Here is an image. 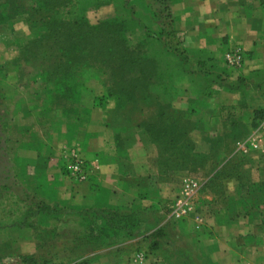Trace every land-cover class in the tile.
<instances>
[{
    "label": "crops",
    "instance_id": "1",
    "mask_svg": "<svg viewBox=\"0 0 264 264\" xmlns=\"http://www.w3.org/2000/svg\"><path fill=\"white\" fill-rule=\"evenodd\" d=\"M166 3L181 47L194 54L199 73L215 80L202 87L179 83L182 90L173 108L192 115L186 120L190 124L184 125L189 128L180 131L182 139L194 142L197 152L207 153L211 148L206 136L220 138L221 151L214 158L220 165L216 170L162 171L156 138L148 131L150 124L110 120L119 106L115 100L97 105L105 94L101 84L92 85L90 93L80 99L82 115L73 123L62 107L45 110L43 101L50 91L35 83V76L28 78L34 89H27L26 75L21 73L23 65H15L20 50L1 42L0 70L4 74L0 76V124H16L20 136L31 138L24 142L33 140L37 145L36 154L19 158L39 174L40 190L64 198L75 210L100 212L122 205L147 209L146 223L153 225L150 239L165 219L162 206H172L182 196L183 181L197 178L200 189L189 199L193 204L190 215L175 226L178 237L193 236L203 258L211 264H264V244L249 241L253 234L250 219L238 217L230 209L239 191L240 173L264 182V137L259 134L261 120L254 117L255 110H264V0ZM97 12L101 21L127 17L116 5L101 7ZM164 21L161 18L149 30L151 34L160 32ZM149 31L142 25L130 31L131 45L146 40ZM232 52L242 53L241 64L233 66L226 60V54ZM11 91L18 92L13 101L18 104L16 108L11 105ZM71 150L88 162L92 172L88 181L79 183L67 173L65 162ZM233 160L241 163L227 170ZM224 168L222 177L217 178ZM219 194L225 197L222 205L218 204ZM133 236L123 237L130 238L128 247L138 240ZM162 251L160 247L149 253L151 264L158 262Z\"/></svg>",
    "mask_w": 264,
    "mask_h": 264
},
{
    "label": "trees",
    "instance_id": "2",
    "mask_svg": "<svg viewBox=\"0 0 264 264\" xmlns=\"http://www.w3.org/2000/svg\"><path fill=\"white\" fill-rule=\"evenodd\" d=\"M32 1L34 6L28 13H23L27 15L25 24L29 28L30 37L20 50L18 60L26 65L39 67V73L34 81L38 84L40 82L41 86H46L45 90L50 91L43 101L45 110L62 107L67 116L74 111L79 112L81 108L79 99L86 95L91 83L101 84L105 94L99 99L97 103L99 106L104 105L108 100H115L118 106L138 102L146 104V107L155 108V112L158 113L156 121L146 124H150L148 131L156 138L160 152L158 165L162 171L198 168L202 170L209 168L214 171L220 166L214 160L215 154L221 151L220 138L212 139L206 136L211 148L207 153L197 152L194 142L190 139H182L184 134L180 131L182 128H189L184 125L190 124L187 121L192 115L174 110L180 118L178 123L168 111L174 109L170 102L175 101L171 95L174 80L171 71L173 61H178L189 52L181 47L177 33L172 29L166 3L171 0H166V4L162 2L163 10H157L146 0ZM122 1H139L136 5L138 10H123L127 15L126 18L107 19L96 24L89 21L88 10L91 7L98 9L110 5L122 7L119 5ZM126 4L128 8L134 6V4L131 6ZM157 4L159 6V3ZM161 18L165 20L163 28L160 32L151 34L149 30ZM139 25L144 26L150 35L134 46L131 45L128 34ZM207 75L203 76L208 80V83H204L206 85L215 81ZM157 88L168 98L167 104L157 100L155 95ZM168 91L170 94L166 95ZM254 117L262 120L264 110H255ZM223 171L225 168L222 169V173H218L217 178L222 177ZM238 179L240 182L238 193L241 195L238 203L249 213L253 209L258 210L259 207L256 205L248 207L242 199V194L247 189L246 182L252 184L250 192L252 189L256 191L264 187V184H256L241 173ZM253 200H256V196ZM58 204L39 203L34 215L41 219L36 222H24L26 227L35 232L38 249H42L45 242H51L55 238L50 228L45 225L47 224L45 220L51 219L52 215L62 213ZM233 205L234 210L231 213L235 214L238 208L234 203ZM68 211L77 215L78 230L76 231L79 232H76L74 242L88 245L94 251L113 246L118 237H132L149 213L147 209L138 210L132 205L100 211L99 214L74 208ZM250 216L253 217L251 214L246 217L251 219ZM262 224L264 225V217ZM167 234L165 228H158L151 234L152 252L160 249L162 240L167 239ZM165 246L167 250L162 260L164 264H192L194 261L191 256L192 247L189 244L181 246L166 241ZM15 247V240L0 243V263L16 257ZM196 249L199 251L197 259L201 264H211L203 258L201 250ZM19 258L21 264H64L51 263L35 255L22 254ZM73 264H92V262L90 259H84Z\"/></svg>",
    "mask_w": 264,
    "mask_h": 264
},
{
    "label": "rangeland",
    "instance_id": "3",
    "mask_svg": "<svg viewBox=\"0 0 264 264\" xmlns=\"http://www.w3.org/2000/svg\"><path fill=\"white\" fill-rule=\"evenodd\" d=\"M149 5L154 6L157 10H163L162 2L165 3L166 0H146ZM134 6L128 8L127 4ZM159 3V6L158 4ZM139 1H129L121 2L123 10H138L137 6ZM161 4V6H160ZM34 6V1L32 0H0V42L1 44H11L12 46L17 47L21 50L25 45L26 41L30 37V32L28 26L25 24L27 15L23 13H28L29 9ZM100 9V8H99ZM98 8L91 7L88 10V19L92 24L101 22V17L98 15ZM158 47V45H154ZM153 46V47H154ZM196 56V54H195ZM198 56V55H197ZM194 54L191 52L185 53L178 61H173L172 70L174 80L172 83V98L174 97L177 100L180 97V91L182 90L179 87V83H195L198 86L202 87L204 83H208V80L203 77L201 73L198 72L197 68L193 63ZM23 65L21 73L26 75L24 80L25 86L28 89H34L29 77L35 76L39 73V67L34 65H26L23 61L15 60V65ZM25 65V66H24ZM4 74L3 70H0V76ZM35 80V79H32ZM40 84V82H39ZM91 83L86 94L90 93L92 89ZM45 90L46 86H41ZM36 89V87H35ZM42 90V89H41ZM40 90V91H41ZM170 90V89H168ZM30 93V91H28ZM39 93H36L37 99ZM170 94L169 91L166 92V95ZM11 95V105L14 104V100L18 96V92H10ZM155 95L157 100H160V103L167 104L168 98L164 95L163 91L160 89L155 90ZM178 95V96H177ZM81 99V98H80ZM79 99V100H80ZM151 102V101H150ZM109 102H107L108 104ZM173 106V102H170ZM18 106L17 103L14 104ZM80 105V102H79ZM119 109L116 112H113L110 120L121 121L122 124H146L147 122L156 121L158 115L151 106L146 107V104L143 103H132L127 105L119 104ZM176 109L168 110L171 114V117L174 118L178 123L180 118L177 113L174 112ZM9 113V111H8ZM82 115V108L78 111H74L69 114L71 122L73 123L78 116ZM74 120V121H73ZM25 139H31L29 136H20L16 124H0V243L9 240L16 241V257L12 259H6L0 264H21L19 256L24 255H35L37 257H42L46 260H49L51 263H64V264H73L80 260L90 259L92 264H151L149 253L150 245L153 242V239H150V231L153 229V225L146 223L145 219L142 221V225L139 227L138 232L135 233L133 237H136V240L133 244H130L128 247V239H117V242L108 248L100 249L94 251L90 246L81 244L80 242H74L76 237V231L78 230L76 224V216L68 211L71 207L69 202L64 198L57 196L51 192H45L40 190L37 183L39 180V174L34 171L29 165L22 164L20 162V155L36 154L38 152L37 145L33 140L25 143ZM26 144V145H25ZM25 145V146H23ZM23 146V147H22ZM159 151V150H158ZM241 162L239 160H233L227 165V170L234 169ZM184 181L182 182V184ZM256 184H264L261 182H256ZM246 190L243 192L242 199L246 202L248 207L256 205L259 207L258 210L253 209L250 213L245 211L242 206L235 210V214L238 217L250 216V223L253 227V234L250 236V242L259 245L264 244V225L262 224V217L260 214L264 215V187L252 189L250 192L251 185L248 182L245 183ZM240 194L237 193L234 196V201L232 200L230 204V209H233V203L238 206V200L240 199ZM256 196V200L253 199ZM253 198V199H252ZM218 204L222 205V201L225 200V197L222 198V195L217 196ZM247 200V201H246ZM60 203L58 204L57 202ZM237 202V203H236ZM41 203H47L51 205H56L61 209L62 213H57L51 216V219L45 220L51 232L52 236L55 238L51 242H45L42 249L37 248L36 235L35 232L26 227L24 222H36L41 217L34 215L36 212V206ZM62 206V207H61ZM126 206V205H122ZM171 205L165 204L162 208L163 219L161 227H168L165 230L168 232L166 241L170 243L175 242L179 244V240L183 241L180 245L184 246V243H188L192 247V264H201V261L197 259V254L199 251L196 248L198 244L193 236L180 239L178 237L177 226L178 222H185L183 220L172 219V209ZM158 209V208H156ZM98 213L99 212H95ZM169 216V217H167ZM149 220V219H148ZM174 221V222H173ZM148 224V225H147ZM163 227V228H164ZM146 233H149L147 235ZM163 246L162 252L159 254L158 262L156 264H164L162 262L163 256L165 254L166 246L165 241H162ZM23 246V247H22ZM22 249L25 253H22ZM195 249V250H194ZM200 249V248H199ZM27 252V253H26ZM33 252V253H29ZM126 254V255H125ZM143 254L145 260L141 261L139 256ZM125 255V257H124ZM136 261V262H135ZM153 264V262H152Z\"/></svg>",
    "mask_w": 264,
    "mask_h": 264
},
{
    "label": "built area",
    "instance_id": "4",
    "mask_svg": "<svg viewBox=\"0 0 264 264\" xmlns=\"http://www.w3.org/2000/svg\"><path fill=\"white\" fill-rule=\"evenodd\" d=\"M226 60L233 66L242 63V53L232 52L226 54ZM259 134L264 137V118L261 120ZM65 169L69 176L79 182L83 183L89 180L91 176V168L88 162L81 158L75 150L69 152V156L65 162ZM200 189V181L197 178H188L182 184V196L171 206L172 219L183 220L186 219L193 210V204L189 199ZM141 261L145 260V256L140 254Z\"/></svg>",
    "mask_w": 264,
    "mask_h": 264
}]
</instances>
